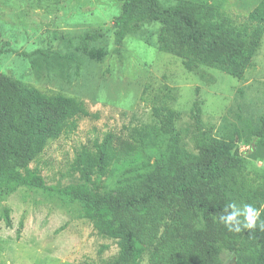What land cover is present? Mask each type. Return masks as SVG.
Listing matches in <instances>:
<instances>
[{
  "label": "rangeland",
  "instance_id": "374dc122",
  "mask_svg": "<svg viewBox=\"0 0 264 264\" xmlns=\"http://www.w3.org/2000/svg\"><path fill=\"white\" fill-rule=\"evenodd\" d=\"M179 0H160L172 7ZM209 7L259 43L240 78L223 69L199 66L190 71L184 60L159 49L162 25L133 27L120 54L114 20L122 12L115 0H0V72L44 92L82 99L98 118L79 121L78 129L50 142L31 164L51 189L78 182L71 165L82 147L112 131L129 135L150 132L148 145L116 164L104 191H114L167 162L172 137L161 132L166 109L176 113L175 135L183 149L197 154L209 138L238 142L245 168L230 183L228 196L238 204L264 208V145L254 132L264 126V28L249 14L261 0H190ZM86 33L103 37L83 50ZM195 104L201 108L199 119ZM158 111L160 113H158ZM9 209L11 227L5 222ZM119 242L102 235L81 215V205L55 192L21 187L0 196V264H108ZM224 264H236L223 252ZM143 264H155L150 255Z\"/></svg>",
  "mask_w": 264,
  "mask_h": 264
},
{
  "label": "trees",
  "instance_id": "16d2710c",
  "mask_svg": "<svg viewBox=\"0 0 264 264\" xmlns=\"http://www.w3.org/2000/svg\"><path fill=\"white\" fill-rule=\"evenodd\" d=\"M115 1L122 4L114 20L118 54L133 27L154 22L162 25L159 49L182 58L190 71L207 66L240 78L256 53L257 36L244 34L211 8L193 1L179 0L172 7L160 0ZM248 20L264 28V0ZM102 37L86 33L83 50L103 57L102 51L89 50L90 43ZM194 109L199 119L201 108L195 104ZM159 115L161 132L173 141L167 162L158 161L138 180L104 191L112 167L150 139L146 129L129 135L108 131L91 148L76 152L71 169L78 182L53 190L31 164L50 142L77 130L80 120L98 118V114L90 112L82 99L44 92L0 72V196L25 187L55 192L68 203L80 204L84 219L119 242V252L108 264H143L147 255L155 264H224L223 252L233 255L236 264H264V232H230L217 220L233 201L227 194L230 183L245 168L238 142L209 138L199 145L197 154L190 153L175 135L176 113L166 109ZM253 136L256 145H264V126ZM4 218L11 227L8 208Z\"/></svg>",
  "mask_w": 264,
  "mask_h": 264
},
{
  "label": "clouds",
  "instance_id": "9594fccd",
  "mask_svg": "<svg viewBox=\"0 0 264 264\" xmlns=\"http://www.w3.org/2000/svg\"><path fill=\"white\" fill-rule=\"evenodd\" d=\"M264 208H256L253 204H238L234 201L227 203L223 212L217 217L218 223L228 231L240 233L247 231L254 233L259 230L264 232Z\"/></svg>",
  "mask_w": 264,
  "mask_h": 264
}]
</instances>
